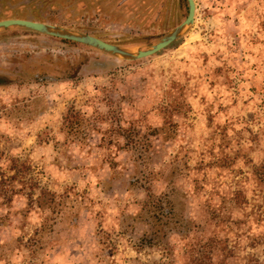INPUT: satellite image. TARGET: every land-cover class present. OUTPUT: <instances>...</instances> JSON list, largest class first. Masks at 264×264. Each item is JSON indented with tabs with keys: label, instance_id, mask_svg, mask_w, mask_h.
<instances>
[{
	"label": "rangeland",
	"instance_id": "rangeland-1",
	"mask_svg": "<svg viewBox=\"0 0 264 264\" xmlns=\"http://www.w3.org/2000/svg\"><path fill=\"white\" fill-rule=\"evenodd\" d=\"M194 1L177 39L134 60L0 29V264H264V0ZM186 14V0H0V19L131 50ZM70 107L88 121L76 131Z\"/></svg>",
	"mask_w": 264,
	"mask_h": 264
},
{
	"label": "water",
	"instance_id": "water-1",
	"mask_svg": "<svg viewBox=\"0 0 264 264\" xmlns=\"http://www.w3.org/2000/svg\"><path fill=\"white\" fill-rule=\"evenodd\" d=\"M186 1H187V14L185 18L178 25L172 28L168 33H166L160 39H158L156 42H154L153 44L149 45L144 49H138V50H131L119 46L117 44L107 42L89 33L59 26L46 21L33 20L23 17H7L0 19V29L10 26L25 27L51 36L84 43L96 47L100 50H103L109 54H112L122 59L134 60L152 55L158 52L159 50L165 48L172 41L177 39L181 35V33L193 23L195 7H196L195 1L194 0H186Z\"/></svg>",
	"mask_w": 264,
	"mask_h": 264
},
{
	"label": "trees",
	"instance_id": "trees-1",
	"mask_svg": "<svg viewBox=\"0 0 264 264\" xmlns=\"http://www.w3.org/2000/svg\"><path fill=\"white\" fill-rule=\"evenodd\" d=\"M63 119H64V127H66L67 130L73 129L74 131H76L80 128H83L82 122L88 123V121L84 119L83 115L79 111L74 110L72 107L67 109L66 114L64 115ZM169 211L171 212V210ZM167 259L168 260H162L161 262L157 264H173V261L169 257ZM210 261H211V256L207 255L206 260L198 258L195 264H211Z\"/></svg>",
	"mask_w": 264,
	"mask_h": 264
}]
</instances>
